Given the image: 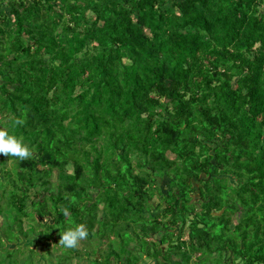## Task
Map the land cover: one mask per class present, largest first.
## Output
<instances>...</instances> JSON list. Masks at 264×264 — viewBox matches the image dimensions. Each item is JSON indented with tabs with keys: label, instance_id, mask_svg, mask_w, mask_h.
<instances>
[{
	"label": "trees",
	"instance_id": "obj_1",
	"mask_svg": "<svg viewBox=\"0 0 264 264\" xmlns=\"http://www.w3.org/2000/svg\"><path fill=\"white\" fill-rule=\"evenodd\" d=\"M0 4V264H264V0Z\"/></svg>",
	"mask_w": 264,
	"mask_h": 264
},
{
	"label": "clouds",
	"instance_id": "obj_2",
	"mask_svg": "<svg viewBox=\"0 0 264 264\" xmlns=\"http://www.w3.org/2000/svg\"><path fill=\"white\" fill-rule=\"evenodd\" d=\"M26 123L23 118H16L13 126H22ZM0 154L16 157L23 161L32 155L28 145L17 135L13 134L8 128L0 127ZM89 236L87 226L83 223H73L69 228L61 230L60 244L65 249H75L80 242Z\"/></svg>",
	"mask_w": 264,
	"mask_h": 264
},
{
	"label": "rangeland",
	"instance_id": "obj_3",
	"mask_svg": "<svg viewBox=\"0 0 264 264\" xmlns=\"http://www.w3.org/2000/svg\"><path fill=\"white\" fill-rule=\"evenodd\" d=\"M2 6H1V4H0V8H1ZM147 33V32H146ZM168 156L170 157V158H173L174 157V155L173 154H168ZM66 168H67V170H68V172H70V171H72V167H71V165L70 164H67V166H66ZM55 177H56V173L54 172L53 174H52V180H55ZM166 183H167V178H164V177H158V179H156L155 181H154V184H157V185H159L164 191L166 190ZM93 192V191H92ZM154 199H156V197H154ZM236 216H237V214H234L233 215V222H236V220H237V218H236ZM24 227L26 228V226L24 225ZM96 227H94V229H95ZM186 231V230H185ZM44 241H46L45 239L44 240H42V242L41 243H38V244H36L35 246H34V248L41 254L42 253V251L44 250V249H46L47 251H49V252H56V250H55V246H54V242H51V245L49 246V248L48 247H43L44 249L42 250V246H43V242ZM55 241V240H54ZM57 242V241H56ZM20 243L22 244V243H26V244H30V242L29 241H27V240H25V239H22L21 241H20ZM82 244H83V242L81 241L80 242V244H79V247L80 246H82ZM22 246H24V245H22ZM73 262H77V260H73ZM39 264H45V259H44V257H39Z\"/></svg>",
	"mask_w": 264,
	"mask_h": 264
}]
</instances>
